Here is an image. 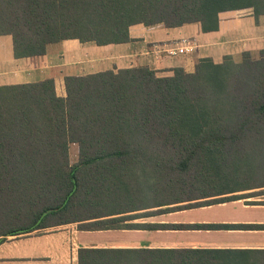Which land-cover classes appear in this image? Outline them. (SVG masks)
Segmentation results:
<instances>
[{"label":"trees","instance_id":"16d2710c","mask_svg":"<svg viewBox=\"0 0 264 264\" xmlns=\"http://www.w3.org/2000/svg\"><path fill=\"white\" fill-rule=\"evenodd\" d=\"M243 9L264 15V0H0V35L12 37L14 57L22 58L65 39L125 43L138 23H199L202 32L215 31L219 13ZM169 70L159 75L135 65L65 75L64 96L50 77L0 85V222L12 223L4 219L9 212L20 224L1 235L114 208L104 196L119 191L137 203L122 172L133 163L152 164L179 181L176 173H197L208 154L264 140V49Z\"/></svg>","mask_w":264,"mask_h":264},{"label":"crops","instance_id":"0c3cea01","mask_svg":"<svg viewBox=\"0 0 264 264\" xmlns=\"http://www.w3.org/2000/svg\"><path fill=\"white\" fill-rule=\"evenodd\" d=\"M129 36L128 42L103 46L65 39L43 55L16 58L12 37L0 35V85L50 77L56 93L64 96L65 75L135 65L169 75L170 68L192 67L200 58L219 63L225 55L255 54L264 49V15L255 17L247 9L224 11L218 29L210 32H202L199 23H138L129 27ZM182 39L191 40L194 49L183 54L161 50ZM263 190H239L223 201L215 200L223 195H211L168 201L135 198V204L119 191L121 196L105 199L114 208L76 221L4 236L1 230L7 226L0 222V264H264Z\"/></svg>","mask_w":264,"mask_h":264},{"label":"rangeland","instance_id":"374dc122","mask_svg":"<svg viewBox=\"0 0 264 264\" xmlns=\"http://www.w3.org/2000/svg\"><path fill=\"white\" fill-rule=\"evenodd\" d=\"M247 10L252 12L251 9ZM235 14L240 16L246 13L237 12ZM240 58L241 54L234 60ZM76 153V145H72L70 162L76 161ZM122 172L125 181L133 183L131 185L136 188L139 194L135 198H140V201L152 198L168 201L188 196L207 197L218 192L242 191L257 186L264 189V186H260L264 184V140L254 139L244 143L241 147L231 149V151L224 150L215 154H208L207 165L200 166L197 173L191 170L176 173L180 175L179 181L170 180L166 176V171L160 170L152 164L133 163L124 168ZM128 190L133 191V188L129 186ZM232 193H236V191L221 195L225 196ZM5 216L9 217V212ZM9 227H20V224L18 222L11 223L6 228Z\"/></svg>","mask_w":264,"mask_h":264},{"label":"built area","instance_id":"2783aa9c","mask_svg":"<svg viewBox=\"0 0 264 264\" xmlns=\"http://www.w3.org/2000/svg\"><path fill=\"white\" fill-rule=\"evenodd\" d=\"M194 43L189 39H182L181 43L176 45H164L161 50L168 54H183L190 52L194 49Z\"/></svg>","mask_w":264,"mask_h":264}]
</instances>
